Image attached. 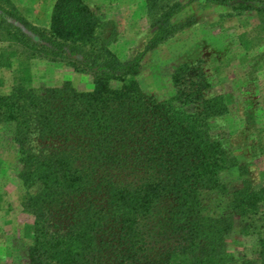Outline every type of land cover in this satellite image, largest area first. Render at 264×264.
<instances>
[{
    "label": "trees",
    "instance_id": "1",
    "mask_svg": "<svg viewBox=\"0 0 264 264\" xmlns=\"http://www.w3.org/2000/svg\"><path fill=\"white\" fill-rule=\"evenodd\" d=\"M239 16L262 0H145L150 35L126 61L110 50L113 23L85 0H56L46 29L0 0V68L16 60L59 62L92 77L91 91L65 82L32 88L22 74L0 93V126L16 145L32 216L31 242L14 264H264V186H233L241 169L212 134L227 115L222 95H207L199 66L171 74L175 94L146 95L137 77L145 56L196 23L179 16L194 3ZM257 238V262L237 258L236 231Z\"/></svg>",
    "mask_w": 264,
    "mask_h": 264
},
{
    "label": "rangeland",
    "instance_id": "2",
    "mask_svg": "<svg viewBox=\"0 0 264 264\" xmlns=\"http://www.w3.org/2000/svg\"><path fill=\"white\" fill-rule=\"evenodd\" d=\"M55 1L12 0L24 19L43 29L49 26ZM85 3L115 26L117 40L110 50L121 61L128 60L150 35L145 0ZM190 15L196 19L193 26L145 56L137 77L139 88L157 101L166 100L175 94L172 72L183 64L199 66L209 83L206 94L222 95L228 106L227 115L213 122L212 134L231 150L241 167L224 174L223 180L233 186L246 181L258 189L264 186V26L256 12L235 16L227 7H199L197 2L179 18ZM22 74L32 88H59L65 82L80 92L93 88L90 75L76 73L63 63L21 59L11 69L0 68V93L8 94ZM17 152L0 126V264H14L17 249L32 239L33 218L21 207L25 189L19 179ZM227 244L237 258L257 262L255 235H241L236 230Z\"/></svg>",
    "mask_w": 264,
    "mask_h": 264
}]
</instances>
